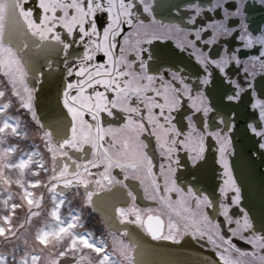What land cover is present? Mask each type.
<instances>
[{"label": "snow or ice", "instance_id": "1", "mask_svg": "<svg viewBox=\"0 0 264 264\" xmlns=\"http://www.w3.org/2000/svg\"><path fill=\"white\" fill-rule=\"evenodd\" d=\"M165 6L181 23L165 24L157 19V8ZM255 11L262 16L253 27L250 14ZM10 21L17 33L22 28L36 38L37 48L62 54L59 76L51 72L50 61L48 73L27 66L12 46ZM124 25L132 31L126 32ZM173 36L181 37L176 48L188 53L190 63L176 62L178 53L170 44L153 43ZM229 37L238 38L243 48L258 43L259 56L241 60L240 48L228 46ZM97 53H103L99 60L107 57V61L97 63ZM129 53H134L132 59ZM257 62L264 70V0H182L178 4H160L157 0H35L33 6L29 0H0V77L11 86V97L0 103V238L12 243L25 222L30 224L32 218L41 216L32 209L42 208L44 193L37 198L30 189L47 188L52 203L48 220L34 233L31 250L17 256L20 245L15 244L10 253L0 252V264H10L9 256L11 264H136L130 255L132 246L123 239L130 236L129 225L144 229L153 240L178 244L188 234L193 239H206L218 257L213 264H264V184L258 204L253 201L247 208L239 207L241 189L228 161V156L236 154L233 145L242 128L250 141L248 159L254 163L259 158L264 164V99L256 98L253 83ZM73 76L75 79H70ZM100 87L104 90H98ZM41 92L45 93L44 103L38 105ZM260 95L264 96V91ZM5 96L0 90V100ZM184 97L194 109L185 117L187 133L176 126L173 116L183 108ZM14 102L19 105L16 111L25 110L32 126L42 133L40 139L52 162L47 183L40 178L49 169L37 150L39 146L33 144L31 151L20 152L18 144L8 142L28 138L20 118L8 114ZM241 104H245L243 112L239 110ZM247 105L259 110L258 117L247 110ZM197 113L199 127L194 119ZM107 118L123 123L114 127ZM212 127L215 131L209 130ZM144 133L155 137L160 155L167 161L160 165L163 187L153 172ZM209 138L215 142L227 177L220 193L234 192L230 203H219L225 220L235 225L229 228L231 236H226L220 223L208 215L206 209L215 206L210 194L177 184L181 149L188 154L183 167L190 161L193 169H199L207 163ZM87 152L91 159L82 156ZM100 167L103 172L94 177L90 169ZM113 168L121 169L123 179L112 175ZM129 179L139 181L145 197L159 200L167 210V221L153 215L152 209L145 212L136 206L137 196L127 183ZM93 183L99 191L119 186L131 201L127 208H115L114 218L124 231L119 236L109 233L111 243L88 231L81 214L70 206L66 215L61 214V207L66 202L71 205V201L58 189L75 188L79 195L82 186L84 204L94 205L98 192L90 190ZM191 183H199V178L193 175ZM13 186L19 190L18 200L13 196ZM172 193L177 194L175 200ZM25 205L29 215L17 225L13 222L17 210ZM233 205L239 212L235 219L230 213ZM233 236H239L251 250L234 244ZM48 249H54L55 255L45 260L41 253ZM84 252L90 254L87 259ZM77 253H81L78 259Z\"/></svg>", "mask_w": 264, "mask_h": 264}, {"label": "flooded vegetation", "instance_id": "2", "mask_svg": "<svg viewBox=\"0 0 264 264\" xmlns=\"http://www.w3.org/2000/svg\"><path fill=\"white\" fill-rule=\"evenodd\" d=\"M160 4H178L182 3V0H157ZM229 3L233 2V0H228ZM35 3V0H29V6H33ZM209 16H214L213 13H208ZM262 13L259 11L252 12L250 14V19L254 22L253 27L256 26L261 20ZM103 16H101V20H103ZM214 18L219 19V16H214ZM157 19L163 21V23H181V19L177 16H175L174 12L170 13L167 9V7H158L157 8ZM206 19V18H205ZM125 31L130 32L132 29L128 25H124ZM255 35H259V33H255ZM207 39V37H205ZM121 41L123 37L121 36L119 38ZM181 40V37L179 36H173L169 40H161V41H153V43H168L173 48L176 49V52L178 55L174 58L176 62H183L184 64L190 63L188 58V53L183 52L181 53L178 48H176V44ZM17 41L19 44V48L17 49L14 45H12L16 50H18L19 55L23 59L24 53H28L30 55L29 59H23L27 66L30 69H40L45 73L49 72L48 68V62L50 61L52 63V69L51 72L55 75L59 76L60 73L63 70V64L61 63L63 57L62 54L57 55V53L52 51H46L41 50L36 47L37 40L36 38L32 37L30 34H25L24 29H20L19 33L17 34ZM27 43L28 47L27 49L24 48V44ZM228 46L232 48H240V51L243 53V55L240 56L241 60H249L251 57H258L260 54L261 46L258 43H254L251 48H243L241 42L238 40V38L229 37L228 38ZM202 46V45H201ZM145 47H149L148 45H145ZM210 48H216L218 46L209 45ZM208 49H205L207 51ZM103 56V53H97V63H103L107 61V57H104V60H99V57ZM134 56V53H129V59H132ZM255 79L253 80V83L256 87L257 92V99H264V96H261V91H264V70H261L259 62L256 63L255 66ZM243 68L240 69V76L243 77ZM235 78V77H233ZM70 79H75L73 76ZM29 81L31 83V72L29 74ZM98 90L103 91V87H100ZM195 94V93H194ZM109 95H112L109 93ZM15 100V98H13ZM18 104V102H15ZM247 103V97L245 98V104ZM183 108H181L179 111L174 112L173 116L175 117L174 123H176V126L180 128L183 132L187 133L189 131L187 127V120L186 115L192 114L194 109L189 108V102L187 101V97H184L182 100ZM245 104H241L239 106V110L241 112L244 111ZM19 106V105H18ZM247 110L249 112H255L256 116L259 115L258 109H251L250 105H247ZM158 112L157 110H154ZM104 117H106V114H103ZM209 124L212 125L214 123L212 117V114H209ZM86 119L90 120L91 118L89 116L85 117ZM199 118L200 114L197 113L195 116L197 127L200 126L199 124ZM21 122L25 123L24 126V132L28 133L27 127L31 125L30 123V115L29 118H20ZM107 120H110L113 122V126H119V124L123 123V120L116 119L113 120V118H107ZM242 129V128H241ZM210 131H215V128L212 127L209 129ZM243 134V132H242ZM42 135V133H41ZM29 136V135H28ZM145 143L148 144V155L152 157L153 159V172L156 174L157 178L159 179V182L161 183V186L163 187V177L161 176L160 172V165L167 164V161L163 159L160 155V150L157 147V142L154 136H150L148 133H144L143 136ZM30 137L26 140L29 141ZM238 139V133L234 141V148L236 150V140ZM41 143V146H43L42 153L44 154V159L46 162V165L49 169V172L46 173V180L45 183H47L48 176L51 175V168H52V162L50 158V154L46 152L44 149L43 141L39 138L37 140ZM245 144L244 139L242 140ZM207 143L209 145V151L205 153V156L207 158V163L202 164V166L199 169H193L191 167V162L188 161V167H183V164L185 161L188 160V154L185 150L181 149L179 152V156L182 162V166L177 170L176 172V178H177V184L180 187H185V185L192 186L195 189H199L204 193L210 194V198L214 199L215 206L213 208L206 209L208 215L213 219L214 222H218L221 225V231L226 234V236H231V233L229 232V228L235 227L234 224L230 225L226 220L225 217L221 214V209L219 207V203L221 200L224 201V203H230L232 196L234 195V192L229 189L226 194L222 195L220 193V187L223 185L224 180L227 179L224 175V169L223 166L219 163V153L216 151V145L213 139L209 138L207 140ZM248 146H250V141H248ZM237 152V151H236ZM83 155H87L89 159H91V153L87 152ZM237 153L235 155L228 156V161L231 165L232 170V176L235 178L237 185L241 189V204L239 207H245L244 201L245 197L243 194V187L241 183L238 181L235 169H234V162L236 161L243 164L245 161H243V158L237 159ZM248 158V157H246ZM255 161H258V163H261L259 158H257ZM80 162H83V158ZM255 164V162H254ZM262 168L264 169V164H261ZM103 167L97 168H91L90 171L94 174V177L99 176V173L103 172ZM112 175L115 176L117 179H123V172L119 168H113L111 170ZM195 175L199 178V183L192 184V176ZM129 186L132 188L134 193L137 196L136 206L141 209L142 211L152 209L153 215H161L162 218L167 221V210L163 208V206L159 203V200L153 201L151 199H148L144 195L143 188L140 186L139 181L129 179L127 181ZM90 190L97 191L98 195L94 196V205H85L84 204V197H83V187L79 189V195H77V190L75 188H69V189H58V191H63L64 195L67 198V201H71V205H69L67 202L61 207L66 208L68 206L72 207L76 210V212H79L81 214L82 220H87L88 222L86 224L85 228H89V230L92 229V231H95V237L97 239L106 238L109 243H111L112 236L109 235V233H115L117 236H119V232L124 231V226L119 224L118 219H115V208L118 207H125L127 208L130 206L131 201L130 199H127L124 195L125 190L119 188V186H116L111 191H109L107 188H105L104 191H99L96 189L95 184L93 183L92 188ZM44 202L42 208H45L48 206V204L51 202L50 196L51 193L47 191V188L44 189ZM163 195V193H161ZM171 197L173 200L177 198V194L172 193ZM230 213L233 214V218H238L239 212L237 206L233 205L230 209ZM145 215V219H146ZM83 223V221H82ZM115 226H111V224ZM44 223H41L40 226H42ZM85 224V223H84ZM39 226V227H40ZM133 225H129L128 229L130 232V229ZM136 227V226H134ZM88 230V229H87ZM88 230V231H89ZM118 230V231H117ZM140 230L151 237L144 229ZM167 232V228H165V233ZM152 238V237H151ZM232 242L236 244L238 247L242 249L251 250L250 245H246L243 240L239 238V236H233ZM125 244H130L132 246L130 254L134 256L136 243L129 237H123ZM178 239H180L178 237ZM173 243V245L178 246L180 248L189 250L192 249L194 251H198L201 254H209L212 253L215 255L213 246L210 245L206 239H193L190 234L185 235L182 239H180V242L174 243L171 240H167ZM216 256V255H215ZM217 257V256H216ZM218 258V257H217ZM76 259H78L76 257ZM137 264V263H136Z\"/></svg>", "mask_w": 264, "mask_h": 264}, {"label": "water", "instance_id": "3", "mask_svg": "<svg viewBox=\"0 0 264 264\" xmlns=\"http://www.w3.org/2000/svg\"><path fill=\"white\" fill-rule=\"evenodd\" d=\"M16 25L10 21L8 31L12 32L11 43L17 49H20L17 41ZM22 29V28H21ZM6 42L9 40L8 32L5 35ZM30 55L24 53L23 59H29ZM45 93L41 92L38 105H43ZM38 111L44 113L43 107L38 106ZM243 129L238 133L236 140L237 159L243 158V164L234 162V169L238 181L243 187L245 197L244 205L250 206L253 201L257 204L260 200L261 186L264 184V169L261 163L255 161V164L247 157L248 139L242 134ZM244 139V142L242 141ZM113 225V223L111 224ZM130 238L137 244L134 252L135 261L137 264H213L218 258L212 253L201 254L192 249L186 250L173 245L167 240H153L148 235L144 234L140 228L130 226Z\"/></svg>", "mask_w": 264, "mask_h": 264}, {"label": "rangeland", "instance_id": "4", "mask_svg": "<svg viewBox=\"0 0 264 264\" xmlns=\"http://www.w3.org/2000/svg\"><path fill=\"white\" fill-rule=\"evenodd\" d=\"M10 87L11 86L8 84L6 79L0 77V90H4L6 92V96L4 97L3 100H0V103L6 102L11 97ZM18 107H19L18 104L14 102L12 108L8 110V114L10 116H13L14 118H16V117L29 118V115L26 114L25 110H21V111L17 112L16 109ZM24 124H25L24 122L21 124L22 132H24V128H25ZM27 130H28L27 134L29 135L28 138L30 137L29 141L23 140V139H17V140H9L8 142L18 144L20 152L31 151L32 145L35 144V145L39 146L37 150H39L42 153L43 146H41V143L37 141L41 136V132H39L35 127H33L32 124L29 127H27ZM16 155H18V153ZM43 157H44V154H43ZM34 159L38 160L40 158L36 157ZM44 162H45V159H44ZM15 175L16 174L13 173V176H15ZM29 176H30V174H29ZM40 178L45 182L46 173L42 172ZM44 189L45 188L41 187V188L30 189V190L34 191L35 195L38 198L40 193L45 192ZM12 193H13V196L18 200L19 199V190L16 188V186H13ZM0 199H3V197H0ZM51 207H52L51 202L45 208L33 207L32 210L41 212V216L38 218L37 217L32 218V221L30 224L25 222L28 215H29L27 206L25 205L24 208L17 210V214H16V217L14 218L13 222L17 225L20 224L21 222H25L24 227L19 229V231L17 232V239L14 240L12 243L5 241L4 238H0V252L10 253L15 244L20 245V247L17 249V256H19L25 250L30 251L31 248L33 247L34 233L36 232L37 228L40 226L41 223H45L48 220L47 213L49 212ZM0 208H2V206H0ZM68 208H69V206L61 209L62 216L67 214L66 210ZM82 221H83V224L85 223L84 226L89 225V224H86L88 222L87 220H82ZM86 229L89 230V228H86ZM89 231H91L93 234L95 233V231H92V229ZM94 236H95V234H94ZM25 240H27V242H28L27 245L24 244ZM41 255L44 257L45 260H48V259L54 257L55 250L54 249H48L44 253H41ZM80 255H81V253H77L76 257L79 258ZM83 255L87 259L90 254L87 252H84ZM93 259H94V257H93ZM9 261L11 264V256H9Z\"/></svg>", "mask_w": 264, "mask_h": 264}]
</instances>
